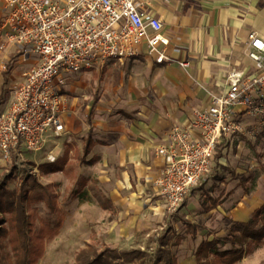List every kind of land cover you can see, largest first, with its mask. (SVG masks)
Instances as JSON below:
<instances>
[{
  "label": "crops",
  "instance_id": "0c3cea01",
  "mask_svg": "<svg viewBox=\"0 0 264 264\" xmlns=\"http://www.w3.org/2000/svg\"><path fill=\"white\" fill-rule=\"evenodd\" d=\"M140 2V10L144 14L162 21L161 32L168 39L166 53L170 60L157 63L145 53L138 55L143 58L142 69L152 85L151 97L138 104L126 105L129 108L121 110L125 113L123 116L103 115L109 108L105 109L100 102L94 105L92 117L79 118L82 123L86 122L88 129L82 150L88 139L92 143L86 155L82 151V160L94 168V180L115 209L112 217L109 211L102 209V220L95 230L104 243L119 249L136 248L133 239L154 233L156 228L164 229L167 225L176 228L179 222L174 225L173 217L178 213L182 214L183 223L200 222L199 231H205L209 221L219 217L214 215L210 219L209 215L220 210L225 215L222 209L225 203H234L224 209L229 210L236 221H246L264 203V199L257 203L256 196H260L262 184L254 174L251 176L250 168L254 161L248 154V151L254 152V146L264 144V132L254 139L243 136L221 139L216 146L211 173L202 180V187L191 189L173 217L167 214L164 199L154 184L163 167V160L156 149L169 142L171 129L188 126L193 110L208 107L213 95L226 90L227 73L232 67L252 69L253 64L245 53L247 35L254 31L264 40V0ZM9 46H14L11 53H21V77L13 81L14 88L23 81L24 73L37 57L24 53L16 44ZM184 61L188 62L187 66L179 64ZM65 95L67 102L63 120L66 134L61 142L68 143L77 119L76 98ZM241 118L244 123L252 121L246 115ZM59 144L52 150L56 155L57 149H61ZM233 169L234 176L239 175L247 187V193L238 183V178V188L230 195L213 196V192L216 193L212 189L216 183L215 176L233 172ZM228 179L230 177L225 180ZM205 191L218 202L207 212L202 211L199 201L200 192L204 196Z\"/></svg>",
  "mask_w": 264,
  "mask_h": 264
},
{
  "label": "built area",
  "instance_id": "2783aa9c",
  "mask_svg": "<svg viewBox=\"0 0 264 264\" xmlns=\"http://www.w3.org/2000/svg\"><path fill=\"white\" fill-rule=\"evenodd\" d=\"M140 8V0L3 1L0 48L16 44L37 60L0 111L2 160L44 152L47 161H55L52 150L66 134L62 74L143 53L157 63L170 60L162 21ZM245 50L252 69L232 67L226 90L213 95L208 107L193 110L188 126L173 127L169 142L156 149L163 167L154 184L171 217L191 189L211 173L221 139H254L264 132V40L249 32ZM245 115L252 121L244 123Z\"/></svg>",
  "mask_w": 264,
  "mask_h": 264
},
{
  "label": "rangeland",
  "instance_id": "374dc122",
  "mask_svg": "<svg viewBox=\"0 0 264 264\" xmlns=\"http://www.w3.org/2000/svg\"><path fill=\"white\" fill-rule=\"evenodd\" d=\"M3 1L0 0V18ZM9 45L12 44L8 43L0 48V111L11 98L13 81L17 77H21L19 59L21 53H11L10 49L14 46ZM26 54L30 53L27 52ZM142 63L143 58L141 56L126 58L123 61L113 59L106 61L101 67L97 66L77 73L62 74V90L68 97L76 98L75 118H77L74 130L71 131L68 137L69 142L60 141L61 149H57V155L55 153L56 159L66 153L62 171L40 173L36 169L37 164L48 162L44 152H23L24 154L18 160H14V158L2 160L0 158V175L10 173L11 164H15L14 172L7 180L9 188H17L22 169L24 167L31 168V163H33L32 170L38 181L41 184H51L56 194L61 223L57 233L45 242L43 255L37 260L36 264H72L76 252L90 240L93 232L100 242H103L100 239L102 237L95 230V226L100 224L102 220V208L100 207L102 189L94 180V168L89 164H84L82 160L83 139L88 129L86 122L82 123L79 118L92 117L94 105L100 102L105 109L109 108L103 115L115 116L119 114L118 116H123L125 113L121 110L129 108L127 107L130 106L128 104H138L142 100H148L152 95V91H150L152 85H150V80L142 69ZM45 151L47 152V148ZM253 151V153L248 151L251 161H254L250 170L253 172L251 176L254 174L255 178H259L262 184L261 192L259 191L261 194L256 196L257 203H260L264 199V144L260 143L258 147L254 146ZM234 172L235 169H233V172L225 173V175L215 176L216 183H213L212 189L216 193L213 192V196L219 194L226 197L230 195L237 187L238 178V183H243L239 175L234 176ZM228 177L230 179L225 180ZM250 182L249 180L248 184ZM200 184L194 188L202 187ZM220 190L221 192H219ZM203 197L200 192V202ZM232 205L234 203H225L224 207H231ZM224 207L222 209L225 215L221 210L209 215L210 219L214 218L212 217L214 215L219 217L213 219L214 221H209V227L205 231H199L198 229L194 239L190 237V234L185 233L182 214L178 213L173 217L174 225L179 222V225H175L176 228L169 225L164 229L156 228L154 233L150 232L148 235L137 236L132 242L136 245V248L147 250L149 254H152L157 248L156 238L159 235L167 234L170 236L168 247L177 257L179 264H195L194 251L199 240L223 238L226 235L230 221L235 220L231 212L225 210ZM26 211L36 225H38L39 218L42 216L54 217V215H46L45 207L41 201L27 203ZM221 216L223 217L221 218ZM176 234H182L183 238L178 245H172ZM230 246V243L227 242L221 248L227 249ZM244 248L243 256L237 264H264V239L259 242L248 240Z\"/></svg>",
  "mask_w": 264,
  "mask_h": 264
},
{
  "label": "trees",
  "instance_id": "16d2710c",
  "mask_svg": "<svg viewBox=\"0 0 264 264\" xmlns=\"http://www.w3.org/2000/svg\"><path fill=\"white\" fill-rule=\"evenodd\" d=\"M92 143L88 139L83 146V155L90 151ZM66 153L53 162H41L36 165L40 173L62 171ZM31 168L24 167L18 180L17 188H9L7 180L14 172L15 164H11L10 173L0 175V264H36L43 255L45 242L52 238L61 223L56 194L51 184H41ZM243 184V183H242ZM244 192L247 187L243 184ZM100 207L115 213L110 200L100 194ZM41 201L46 215L36 225L26 211L27 203ZM217 200L206 191L201 200V209L207 212L216 207ZM185 233L195 238L200 225L184 222ZM167 234L156 238L157 248L152 254L140 248L119 249L111 247L96 237L93 232L90 240L79 249L72 264H177V257L168 247ZM183 236L176 234L172 245H178ZM264 239V203L256 208L246 221L231 220L223 238L202 239L194 251L195 264H237L244 253V245L248 240L259 242ZM230 248L223 249L225 243Z\"/></svg>",
  "mask_w": 264,
  "mask_h": 264
}]
</instances>
